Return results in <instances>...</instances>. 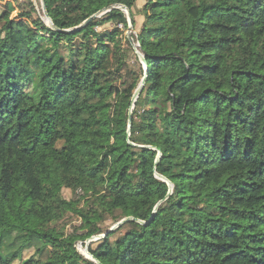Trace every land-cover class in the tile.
Listing matches in <instances>:
<instances>
[{
  "label": "trees",
  "instance_id": "16d2710c",
  "mask_svg": "<svg viewBox=\"0 0 264 264\" xmlns=\"http://www.w3.org/2000/svg\"><path fill=\"white\" fill-rule=\"evenodd\" d=\"M38 1L56 30L33 4L0 14V264H264V0H147L131 124L145 71L128 65L126 13L73 32L140 0ZM22 197L47 216L24 224ZM107 218L143 223L86 259L77 244Z\"/></svg>",
  "mask_w": 264,
  "mask_h": 264
},
{
  "label": "rangeland",
  "instance_id": "374dc122",
  "mask_svg": "<svg viewBox=\"0 0 264 264\" xmlns=\"http://www.w3.org/2000/svg\"><path fill=\"white\" fill-rule=\"evenodd\" d=\"M12 3L13 6H15V11L11 14V19H15L23 10L26 12H30L31 10V4L34 5L35 10L37 11L36 14H34V17H42L46 20L48 23V20L45 16L43 5L38 0H4L0 1V14L4 11V7L7 3ZM147 0H140L134 9L132 10V13L134 15L135 19V26L133 24V18H132V24L128 21V29H125L123 26H119V29L122 32L121 40L123 42L124 48L127 50V60L128 65L131 70H134L138 72L141 67L144 69V64L142 60L138 57L137 51H135L133 48H131V44L129 42V35H131L132 39L134 40L135 37L138 36L143 23H144V17L142 16V9L145 6ZM131 12V11H130ZM131 13V15H132ZM44 16V17H43ZM115 28L114 24H108L102 28L98 29L99 34H105L110 31H112ZM131 28V29H130ZM106 30L107 32H104ZM135 42V41H134ZM137 45L138 43L135 42ZM139 50V49H138ZM139 52H141L139 50ZM145 71V70H144ZM150 123L152 126L157 125L156 118H152L150 120ZM78 194H74L71 190L64 189L63 190V197L66 201H77L79 198ZM83 205H80L79 208H82ZM61 213L65 217L63 220H61L56 226L59 228H64L66 234H71L75 230H77L81 226V219L78 218L76 215L69 213V209L66 205H63L61 207ZM47 216V213L43 210L42 205L39 201H31L27 197H22V207H21V217L24 224L27 225H34L37 222L41 221ZM119 223V222H118ZM118 223H115V220L112 218H107L105 222L102 225V228L104 230H111L113 229ZM104 235V234H102ZM101 235V236H102ZM98 241L97 238H93L92 240L87 241H80L77 244V248L79 252L85 256L86 259H91L89 256L88 248H90L91 243ZM33 251L25 252L23 255V260L29 259L33 255ZM14 264H20V261H16Z\"/></svg>",
  "mask_w": 264,
  "mask_h": 264
},
{
  "label": "water",
  "instance_id": "95a60500",
  "mask_svg": "<svg viewBox=\"0 0 264 264\" xmlns=\"http://www.w3.org/2000/svg\"><path fill=\"white\" fill-rule=\"evenodd\" d=\"M42 5H43V9H44L45 16H46V18H47V20H48V25H50L54 30H56V27L54 26L52 20H51L50 17L48 16V13H47V11H46V7H45V5H44L43 3H42ZM113 8H118V9L124 11V12L126 13V15H127V19H128V21H129V23L132 24V15H131L130 10H129L127 7H124V6L110 7V8L104 9L103 11H101V12H99L98 14L94 15L93 17H91L89 20H87V21H86V22H85L80 28H78V29H77L76 31H74L73 33L82 31V30L84 29V27H85L90 21H92V20L95 19V18H99V17L105 15L106 13L110 12ZM130 29H131V28H130ZM65 32L69 33L70 31H65ZM129 42H130L132 48H133L135 51H137L136 53H137L138 57L142 60V62H143V64H144V70H145L144 78L142 79V82H141L140 86L138 87V89L136 90V92H135V94H134V97H133V99H132V107H131V109H130V113H129V123L131 124V122H132V113H133V110H134L135 103L137 102L139 96L141 95V93H142V91H143V88H144V86H145V84H146V81H147L148 68H147V62H146L145 56L142 54V52H138V49L140 50V45H137V44L134 42V40L132 39L131 35H129ZM129 133H130V129H129ZM160 156H161V153H159V159H160ZM159 159H158V161H159ZM156 176H157V178H159V179H161V180H163V181H165V182H168L165 178H163L162 176H160V175L157 174V173H156ZM168 185H169V187H170V194H171L172 191H173V187H172V185H171L170 182H168ZM160 204H161V203L158 204L157 208L159 207ZM157 208H156V209H157ZM129 221H137V222H140V221H138V220H136V219H134V218H127V219H124V220H122L121 222H119V223H118L113 229L109 230L106 234H104V235H102V236L100 235V236H97V237H94V238H97V240H99V239H104V238L107 237V235H108L109 233L114 232L115 230H117L118 228H120L122 225H124L126 222H129ZM140 223H143V222H140ZM92 239H93V238H92ZM92 239H90V240H92ZM88 252H89V251H88ZM89 256H90V258H91L90 260H93V261H94L93 257H92L90 254H89Z\"/></svg>",
  "mask_w": 264,
  "mask_h": 264
},
{
  "label": "built area",
  "instance_id": "2783aa9c",
  "mask_svg": "<svg viewBox=\"0 0 264 264\" xmlns=\"http://www.w3.org/2000/svg\"><path fill=\"white\" fill-rule=\"evenodd\" d=\"M139 45V44H138ZM138 52H139V50H138Z\"/></svg>",
  "mask_w": 264,
  "mask_h": 264
}]
</instances>
